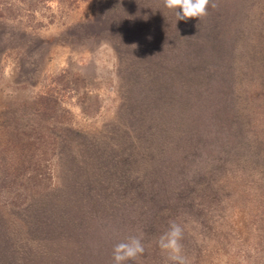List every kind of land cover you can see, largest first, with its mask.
<instances>
[{"label": "rangeland", "instance_id": "rangeland-1", "mask_svg": "<svg viewBox=\"0 0 264 264\" xmlns=\"http://www.w3.org/2000/svg\"><path fill=\"white\" fill-rule=\"evenodd\" d=\"M244 2L177 20L164 0H0V153L19 165L13 135L30 134L26 182L65 188L32 238L0 207L4 244L25 250L11 264H114L132 235L145 252L125 264H170V221L188 264H264V93L233 75L261 32L237 37Z\"/></svg>", "mask_w": 264, "mask_h": 264}, {"label": "trees", "instance_id": "trees-1", "mask_svg": "<svg viewBox=\"0 0 264 264\" xmlns=\"http://www.w3.org/2000/svg\"><path fill=\"white\" fill-rule=\"evenodd\" d=\"M241 6L248 8L249 10L244 11L236 34L237 37L244 33L242 25L245 21L250 23L253 27H260L261 32L257 37V40L253 43L255 45L252 43L249 45V52H252L250 63H240L233 75H235L236 80L238 82L240 81L241 84L248 82L249 86L259 89V91L264 93V0H245ZM208 22L211 23L210 21ZM208 27H211V25L208 24ZM239 71L240 73L238 79ZM262 107L264 108L263 105ZM240 117V121L238 122V126L240 128L248 126L249 130H251L255 125H257L256 115L253 117L250 113H248L247 116ZM31 137L32 136L28 133L25 135H22L21 133L16 136L13 135L15 145L22 150V159L19 165L10 162L7 153H0V207H5L6 209L13 208L18 212L21 220L16 221V223L19 222V224L14 226L19 232L25 231V233H27L30 231L28 235L29 238H32V236H38L39 232L41 234V224L44 222L42 213L47 210L49 206V202H43L42 197L45 199H47L46 197H49L50 202L54 203L55 206H60L62 208L65 206V202H62V198H60L65 194L64 185H59L55 188H51L49 186L41 187L38 185L41 180L36 177L35 180L37 183L29 185L26 182V179L31 176V170H34L32 169V161L35 159L34 157H36L37 153L36 150L32 148V144L36 141ZM3 150H6V148H3ZM252 178L255 180L256 177L253 175ZM22 181H24V184L20 187ZM22 188L31 193L29 197L33 195V198H35L40 195V198L37 202L28 203V205L27 203H23L18 207L5 203L6 198L10 200V203H14V196H12V194L21 191ZM44 191L46 194H43ZM48 214V212L45 213V215ZM45 223H47V218ZM15 238L16 235L13 236V244L11 243V246L8 247L4 244V241L0 236V264H11L15 259L24 255L25 250L21 244L23 241L15 244L17 241ZM35 238L38 239V243L43 242L38 237ZM15 251H17V253H15Z\"/></svg>", "mask_w": 264, "mask_h": 264}, {"label": "clouds", "instance_id": "clouds-1", "mask_svg": "<svg viewBox=\"0 0 264 264\" xmlns=\"http://www.w3.org/2000/svg\"><path fill=\"white\" fill-rule=\"evenodd\" d=\"M210 0H164V6L175 11L177 20L200 18L208 14ZM211 7L217 5L211 3ZM184 229L181 224L170 221L168 229L161 234L156 243L161 252L166 255L170 264H188L181 243ZM145 252L142 238L136 235L129 236L126 240L114 245L112 257L114 264H125L127 261H135Z\"/></svg>", "mask_w": 264, "mask_h": 264}]
</instances>
